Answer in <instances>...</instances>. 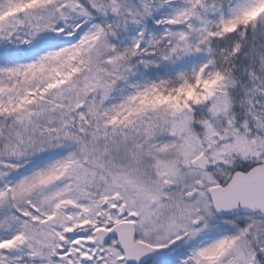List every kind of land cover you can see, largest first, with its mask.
Returning a JSON list of instances; mask_svg holds the SVG:
<instances>
[{
	"label": "snow or ice",
	"instance_id": "6c2138e0",
	"mask_svg": "<svg viewBox=\"0 0 264 264\" xmlns=\"http://www.w3.org/2000/svg\"><path fill=\"white\" fill-rule=\"evenodd\" d=\"M0 264H264V0H0Z\"/></svg>",
	"mask_w": 264,
	"mask_h": 264
}]
</instances>
